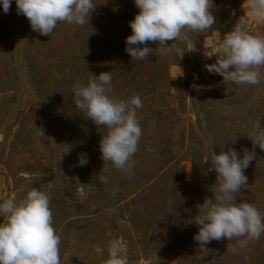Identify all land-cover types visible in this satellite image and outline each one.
<instances>
[{
  "label": "rangeland",
  "instance_id": "1",
  "mask_svg": "<svg viewBox=\"0 0 264 264\" xmlns=\"http://www.w3.org/2000/svg\"><path fill=\"white\" fill-rule=\"evenodd\" d=\"M93 3L89 24L60 22L49 37L17 14L15 0L7 14L0 5V202L19 201L32 188L52 197L61 264H104L113 239L125 243L128 264H264V233L236 253L231 246L243 238L212 241L207 255L193 239L197 206L217 187L212 151L233 148L241 158L243 149L255 151L244 172L248 186L234 195L264 215V151L248 137L258 121L264 126V66L256 85L223 81L206 68L240 17L258 37L264 21L252 17L248 0H213L211 30H183L167 42L168 55L149 42L151 55L132 60L125 41L139 11L134 0ZM102 72L113 75V98L142 99L131 175L101 159L107 129L74 104L72 86ZM82 152L89 163L79 167Z\"/></svg>",
  "mask_w": 264,
  "mask_h": 264
},
{
  "label": "clouds",
  "instance_id": "2",
  "mask_svg": "<svg viewBox=\"0 0 264 264\" xmlns=\"http://www.w3.org/2000/svg\"><path fill=\"white\" fill-rule=\"evenodd\" d=\"M18 15H24L33 31L42 36H50L58 23L83 26L89 24L93 0H15ZM139 9L134 19L129 21L132 34L126 38V52L132 60H144L154 51L149 42L156 43L161 55L171 52L168 41L178 39L183 30L203 33L211 30L216 23L210 9L213 0H134ZM4 13L11 8V0H0ZM248 7L256 21H264V0H248ZM246 21L240 17L219 44L216 62L207 65V71L218 74L223 81L237 85L260 83V72L264 66V37L249 34L245 30ZM193 43L191 50H194ZM113 75L102 72L93 75L87 84L72 86L75 107L81 110L98 128L107 132L99 141L101 159L111 162L118 171L132 173L134 155L142 137L137 110L143 107L139 94L127 100L113 98ZM248 137L253 146L264 151V126L258 121ZM235 142V141H234ZM71 145L64 153L70 152ZM243 157L237 150L229 148L219 154L212 151V170L217 174L213 197H205L198 205L199 215L194 222L199 231L193 239L198 250L207 255V247L212 241L243 238L238 247L245 248L249 241L258 240L264 233V215L252 204L237 202L235 193H241L248 186L244 174L250 163L256 159L255 151L243 149ZM89 163L88 154H79V167ZM43 175V173L41 174ZM98 180L105 185L109 178L98 174ZM95 185H93L94 187ZM117 190L111 195L115 198ZM52 197L32 188L19 201L7 198L0 202V264H61V239L53 227V213L50 209ZM97 254L103 249L97 247ZM109 257L104 264H128L126 245L120 239H113L108 246Z\"/></svg>",
  "mask_w": 264,
  "mask_h": 264
}]
</instances>
